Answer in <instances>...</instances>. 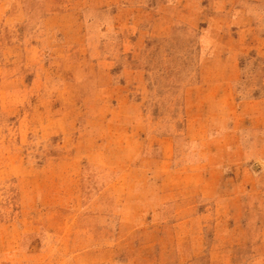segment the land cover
<instances>
[{
	"label": "rangeland",
	"instance_id": "obj_1",
	"mask_svg": "<svg viewBox=\"0 0 264 264\" xmlns=\"http://www.w3.org/2000/svg\"><path fill=\"white\" fill-rule=\"evenodd\" d=\"M0 264H264V0H0Z\"/></svg>",
	"mask_w": 264,
	"mask_h": 264
}]
</instances>
